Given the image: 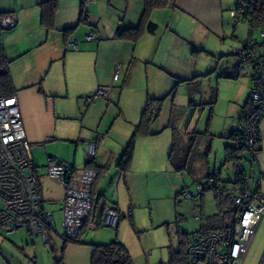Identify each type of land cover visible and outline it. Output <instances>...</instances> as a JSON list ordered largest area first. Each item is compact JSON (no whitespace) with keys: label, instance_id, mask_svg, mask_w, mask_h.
<instances>
[{"label":"crops","instance_id":"crops-1","mask_svg":"<svg viewBox=\"0 0 264 264\" xmlns=\"http://www.w3.org/2000/svg\"><path fill=\"white\" fill-rule=\"evenodd\" d=\"M48 1L55 2L56 4L53 28H47L40 22L42 4ZM111 1L115 3V0H96L93 4L87 6L89 18L87 22L83 23L80 20L82 0H0V12L9 13L13 15L16 20V24L13 27L2 30L1 41L5 56L9 61V73L15 89V94L13 96L17 99L26 139L32 145L30 152L35 165L37 164L31 151L33 147L44 146L45 150L51 151L48 145L59 142L65 144L73 142L76 134L71 133V128L67 123L69 120L75 119L74 117L76 116H82L81 118H87L88 122H90L92 119L108 112L110 105L104 100L107 99V97L95 99L91 104L87 103L86 100L93 94L97 87L110 86L111 89L114 87L115 83L120 79L119 75L116 81L112 80L114 66L116 65H119L120 73L123 72L124 79H122V85L130 80L129 66H131L134 61H144L146 64L154 63V67L161 65L166 67L168 71H172V75H175V77L173 76L174 78L171 77V79L173 78L174 80H172L177 82L174 83L172 89L181 82L186 83L185 85L187 86L188 92L195 87L196 84L201 87V77L203 78L206 74L197 72L194 67L189 69L188 72H183L180 68H176V70L173 67L174 65L168 66L172 63L165 59L175 54L178 55L177 61L181 59L189 62V55L197 54L195 51H205V46H203L200 41L196 40L194 36H187L185 30L187 29L188 31L191 27L190 25H192L194 33H196V31H200L203 34L210 32L218 36L225 34V28L228 23L224 11L231 7L228 0H169L166 6L152 10L148 16L149 20L156 25L154 32L149 33L145 30L141 37L133 42L129 39L124 40V38H119L118 34L125 28L135 27L139 24L144 6L143 0H117V5L115 3L116 6H111ZM105 8H107L106 10L109 12L107 16L104 11ZM109 9L111 10L109 11ZM231 11L232 10H230V13ZM81 26H86L88 28L89 31L86 34L93 33L97 35V38L87 41L85 39L86 34L84 36H82V33L78 35L77 32L80 30ZM234 27L236 26L234 25ZM65 32H67L68 35H66ZM251 34L249 30L247 37L243 38L241 41L240 48L245 46ZM231 36L238 40L234 32ZM69 37H73L77 41L78 50H73L68 45ZM161 55H163V57H161ZM242 68L244 67L238 63L236 58L233 62L232 72L230 73L237 75L236 78L238 79L242 74ZM229 71L230 70H228V72ZM250 73L251 71L247 69L245 74L248 76V86H246L248 94L252 88ZM221 75L223 74L218 73L219 77H223ZM71 87L74 88L76 100L71 98V102L66 103L64 99L70 96L68 93ZM194 90L196 95L200 93L201 89L198 88V91H196V89ZM121 91H119L120 95H122ZM148 96L149 94H146V98H143V94H139L135 101L131 103L132 112L130 113L132 114V119L130 127L132 126L131 128H133L132 133L144 109L143 102H146L145 99H147ZM187 96L188 100H190L189 95ZM157 97V95H154L153 98L160 99ZM247 98H245V101L240 106V110L237 111L238 113H236L235 116L232 111L231 114H228L227 117H230V120L218 132H215L217 134H213L209 131L210 136L203 138L199 142L197 150L201 153V156L197 158V161L191 162L192 168L194 169V163L200 162L197 170L195 169L193 173L195 185L196 182L207 175L208 167L217 169L215 165L212 166V164L208 162L212 138L217 135V137L223 139L224 148L228 145H235L234 140L229 137V135H231V130L228 123L236 120V117L239 116L241 111L247 110ZM216 99L217 88L212 87L211 99L208 101L206 100L204 103H200V105L203 106V109L208 107L209 111L211 108L213 110ZM193 100L194 98L192 97V101ZM211 102H214L212 107L208 105V103ZM188 105L193 106L191 102H188ZM121 114L126 117L122 107ZM258 123L259 143L257 148L259 151L254 162V172L260 175V183L258 184L261 191L264 192V118H261ZM193 131H190L189 135ZM77 134L79 137L77 138L79 141L78 143H80V147L83 148L84 158L82 157L80 160H77L76 156H74L72 161H68L65 159L66 156L63 152L61 154L59 153L60 155L58 154L59 157H52L68 165H72L77 170H81L86 166L87 162L85 155L87 144L89 142H96L95 166L99 167L106 165L107 170L97 177L98 180L94 184L93 191L102 195L103 203H107L109 208L120 214L117 202H115L112 197L108 198L107 194L108 192H112L111 189L113 188L112 184L114 181L118 189L121 188V182L127 186V176L121 171L120 167L117 166V158L118 155H120V149L114 152L111 150L113 149L112 147H108L109 142L105 139L100 141L91 134ZM153 134H155V132H153L152 135ZM189 135L185 138L190 141ZM78 148L79 147H77L76 152ZM188 152L189 144L187 149L184 150V158L180 162L188 159ZM46 156L51 155L48 154ZM224 156L225 153H223V160L225 159ZM82 161L83 163L81 164ZM223 163L224 161L220 166H222ZM79 164L80 166H77ZM228 166L230 169V164H228ZM117 167L120 169L121 174L118 176H111L112 172H116ZM222 167L218 168L220 177L223 180H228V176L223 177V174H221L223 170L221 169ZM172 168L174 169L173 166ZM108 177H110L109 180ZM58 186L61 188L59 199L62 203L64 192H62L63 189L59 184ZM40 190L43 196L44 191L41 183ZM46 190H48V188H46ZM200 206L202 208V205ZM50 212H52V210ZM23 230L29 233L26 229ZM15 231L10 234H13ZM82 237L83 236L80 237V240L83 241V243L68 242L65 245L64 251L61 253V264H89L91 263L93 254V247L91 244L105 243V241L102 240L103 237L101 238L100 235L88 236L86 239ZM18 238L19 241L22 240L21 237ZM109 238H111L110 235L107 236L106 240L109 241ZM114 239H116V237L113 238V240ZM20 243L23 244L24 241ZM47 243L49 246H53L58 250L63 245V242L60 241L58 237L54 236H51ZM247 256L248 253L246 257ZM246 257H244L243 264L247 259ZM24 259L23 262L25 264H39L34 252L30 251ZM49 264H54V260ZM250 264H257V262H250Z\"/></svg>","mask_w":264,"mask_h":264},{"label":"rangeland","instance_id":"rangeland-1","mask_svg":"<svg viewBox=\"0 0 264 264\" xmlns=\"http://www.w3.org/2000/svg\"><path fill=\"white\" fill-rule=\"evenodd\" d=\"M228 2H230L231 7L224 11L228 23L225 34L218 36L210 32L203 34L196 31L194 33L193 26L190 25V29L185 30L186 35L194 36L196 40L200 41L205 46V51H195L197 54L189 55V62L181 59L177 61L178 55L175 54L165 59L172 63L168 66L174 65L175 69L180 68L183 72H188L189 69L194 67L197 72L206 74L203 78L201 77L200 93L193 94L194 106L188 105L186 83L177 84L176 89L171 92L176 82L173 81L175 75H172V71H168L166 67L161 65L154 67V63L146 64L144 61H134L129 66L130 80L122 85V79H124L122 72L119 74L120 79L115 83L113 90L108 91L107 99H104L110 105L108 112L92 119L90 122L87 118H81L82 116H76L75 119L69 120L67 123L71 128L70 131L72 134H76L70 144L59 142L48 145L51 151L45 150L44 146L33 147L31 150L37 166H42V174H44L45 169H43V166L46 164V155L48 154L59 157L58 154L63 152L66 156L65 159L68 161H72L74 156L77 160L84 158L83 148L78 143L77 133L91 134L100 141L107 140L109 142L108 147H112L111 150L114 152L120 149V155L117 158V161H119L133 129L132 126L130 127L132 101H135L139 94H143V98H146V94H149L151 98L157 95V98L162 99L158 117L149 127L152 133L155 132V134L146 136L148 138L139 136L134 139L131 163L125 173L127 186L121 182V188L118 189L114 181L112 192L107 193L108 198L112 197L120 209L116 231L103 227L97 230H89L88 233L82 235L85 239L88 236L100 235L105 243L116 237L118 241L125 245L134 264L168 262L170 259L169 249L179 250V236L184 234V237L191 238V233L201 228L204 218L216 213L213 192L206 191L202 196L196 195L194 175H190L187 171H175L169 163V155L170 150L174 147L172 139L174 134L175 150L173 159L175 163H179L184 158V150L187 149L189 144V139L185 137L189 135L190 131H204L207 128L211 133L217 134L215 132H218L230 120V117H227L228 114L233 112L235 116L245 98H247L248 76L245 73L249 68H242L241 76L235 80L218 76V73L228 74L232 72L233 62L237 58V50L240 49L243 38L247 37L249 33V27L246 26V23L234 24L232 22L229 13L230 10H235L236 0H228ZM115 3L117 5V0H115ZM115 3L111 1L110 4L116 6ZM106 9L104 11L107 16L109 12ZM88 31L86 26H81L77 34L82 33V36H84ZM233 32L237 35L238 40L231 36ZM249 38L258 42L264 41L260 37L259 29L254 30ZM228 70L230 71L228 72ZM171 77H173V80ZM212 87L217 88V99L212 112H210L208 107L203 109L200 103L211 99ZM74 93V88L71 87L68 93L70 96L65 97L64 101L70 103L71 98L76 100ZM121 107L126 117L122 116ZM231 123H228L229 127ZM223 146L224 140L215 135L211 141V151L208 159L212 166L222 167L220 165L223 162ZM77 147L79 148L76 152ZM199 163L196 162L193 165L196 170L200 165ZM77 166H80V164ZM118 169L117 167L116 172H112L111 176L121 174L120 169ZM221 169H223L221 172L223 177L230 175L228 165ZM110 177H108V180ZM39 181H41L44 191L42 196L43 205L46 211L50 212L52 210V217L56 225L55 229L57 234H61L63 230L61 229L62 205H60L61 201L59 199L61 188L56 182L49 180L44 175ZM184 187H187L193 195L191 198H185L181 195V189ZM200 205H202V208ZM232 215V213H226L225 222L230 224ZM197 216L200 217L197 218ZM261 219L244 264L255 261L257 264H264V217ZM109 235L111 238L107 241ZM18 237H21L22 240L19 241ZM22 241H24L23 244L20 243ZM42 241L23 229H18L13 234H0V264H25L23 260L30 251L34 252L39 264H49L53 261V253L48 243L45 244ZM56 250L58 252V249Z\"/></svg>","mask_w":264,"mask_h":264},{"label":"built area","instance_id":"built-area-1","mask_svg":"<svg viewBox=\"0 0 264 264\" xmlns=\"http://www.w3.org/2000/svg\"><path fill=\"white\" fill-rule=\"evenodd\" d=\"M96 0H84L81 3V16L88 20L87 6ZM232 22L239 23L240 14L231 11ZM243 23H246L245 21ZM16 24L13 15L7 13L0 18V28L9 29ZM259 29L260 37L264 39V27ZM97 38L89 33L87 41ZM255 41L251 38L248 47L237 50L238 63L251 70V90L248 95L249 110L242 113L231 123V133H240L244 152L240 159L231 164L232 171L245 167L239 194L234 199L236 212L231 223L222 228L199 229L191 235L190 242L185 248L184 264H243L249 245L255 231L264 217V192L259 188L260 175L254 172V162L258 155V125L264 118V46L259 51L253 50ZM68 45L78 50L77 41L69 37ZM120 73L119 65L114 66L113 79L116 81ZM110 86L97 87L87 98L90 103L95 99L106 98ZM96 142H89L86 153L87 161L92 162L96 156ZM31 144L26 139L20 111L15 96L5 97L0 88V234H10L23 228L43 242L51 236L63 241L78 239L83 231L95 230L102 227L116 229L119 215L104 204L101 216L89 220L91 213V190L95 184L97 172L85 166L77 170L72 165L47 156L45 169L33 162L30 152ZM44 175L49 180L57 182L64 192L61 203L62 233L57 234L52 212L45 210L40 193V178ZM214 179L209 175L196 183V194L202 195L213 185ZM181 195L191 198L187 188ZM199 216H197L198 218ZM161 264H170L162 262Z\"/></svg>","mask_w":264,"mask_h":264},{"label":"trees","instance_id":"trees-1","mask_svg":"<svg viewBox=\"0 0 264 264\" xmlns=\"http://www.w3.org/2000/svg\"><path fill=\"white\" fill-rule=\"evenodd\" d=\"M83 1L84 0H82V3ZM168 2L169 0H143L144 6H143V11L140 17L139 24L135 27H128V28L121 30V32H119L118 34V37L124 38V40L129 39L135 42L141 37V35L143 34L145 30L149 33H153L155 30L154 28H156V25L155 23L149 20L148 16L150 15L152 10L164 7L166 6ZM55 8H56V4L55 2H52V1H48L42 4V8H41L42 15H41L40 22H42V24L47 28H53V23H54L53 20H54V15L56 11ZM234 11H237V13L240 14L241 18L239 22L245 21L246 26L249 27V30L251 33L253 32L254 27L256 28L264 27V0H236V6H235ZM4 14H7V13L0 12V18ZM80 20L83 23L87 22L86 20L82 18V16ZM1 32H2V29L0 28V88H1L2 94L5 97H11L15 94V89L13 87L10 73H9V68H8L9 61L5 56L3 46H2ZM65 34L68 35L67 32H65ZM250 39L251 38H249L247 42L245 43V48L248 47ZM253 40L255 41L254 46H252L253 50H255V52L259 51L258 49L264 46V41L257 42L255 39ZM221 76L226 77V78H231V79H235L237 77V75H235L234 73L223 74ZM198 88L200 87L198 84H196V86L190 89L188 92L189 99H190L188 100V102H191L193 106H194V103L192 101V97H193V94L195 93L194 89L198 91ZM174 89H176V87H174L171 92H173ZM161 102H162V99L151 98L149 96L147 97L146 102H144L145 106L142 111V114H140L141 116L140 120L138 124L134 127L133 133L130 139L128 140V143L124 151L122 152V155L117 164V166L120 167L122 172L126 173V171H128L129 169V164L131 163V158L133 155L132 151L134 149V143H135L134 139H136L139 136L144 137V136L152 135V131L150 130L149 127H151V124H153L155 119L158 117V114L161 109V104H162ZM213 103L214 102L208 103V105L212 107ZM247 105H248V108L245 111L249 110V105H250L249 99H248ZM211 110L212 108L210 109V112H212ZM240 135H241L240 133L238 134V133L232 132L231 135H229V137L230 139L234 140L235 145H228L224 148L225 159L223 160L224 163L222 166L230 164V172H229L230 175H228L229 177L228 180H223L220 177V174H219L220 171L218 170V168L216 169V168L208 167V172L206 173L207 175L205 177L212 175L214 179V183L213 185H211L209 189L205 190L204 193L206 191L213 192V196H214L213 198L215 200V206H216V210H215L216 213L212 216H207L204 218L205 220L201 226L202 229H211V228L214 229V228L225 227L228 225V223L225 222L226 221L225 214L226 213L234 214V212H236L235 210L236 205L234 203V199L236 198V196H238L239 189H241L239 188V184L241 183L243 172L247 171L245 170L246 166L244 164L242 167L237 169V172H234V173L231 167L232 163L236 162V160L240 159V156L244 155L243 154L244 148H242L243 145H239V143L242 142V136ZM174 136L172 138L174 147L172 148V150H170L171 153L169 155V161H170L169 163L171 164V166L174 167L176 171L181 172L182 170H186L188 173H191V175H193V173L195 172V169L192 168L191 162L197 161V158L201 156L200 155L201 153H199L197 150L198 145H199V142L203 138L210 136L209 130H207V128L204 131L195 130L190 134L188 159L186 161L183 160L182 162H179V163H175L173 159L174 150H175V144H174L175 137ZM258 143H259V136H258ZM257 147L258 145L256 146V148ZM257 150L259 151L258 148ZM86 166L95 169L97 172V177H99V175L102 172H105L107 170L106 165L97 167L95 166L94 161L92 162L87 161ZM97 177L95 178L96 181L98 180ZM202 179L200 181H202ZM185 188L187 187L182 188L181 192ZM93 190H94V185L91 190L92 200L90 202L91 203V213L89 215L90 216L89 220L96 219L99 216H101L100 214H102L103 209H104V203H103L104 201H103L102 195L96 193ZM114 231H116V229ZM196 231L197 230L193 231L191 235L194 234V232ZM86 232L87 230L85 229L83 231V234ZM183 235L179 236L180 237V242H179L180 247L178 248L179 250H173L172 248L169 249L170 259L168 262L170 264H184L185 253H186L185 248L188 246V243L190 242V238L187 236L184 237ZM80 237L78 239L73 240L72 243H83V241L80 240ZM68 242H71V241H64L62 247L58 250V252L53 246H50L51 251L53 253L54 264H61L62 262L61 253L64 251V247ZM45 243H47V241ZM91 246L93 247V251H92L93 254L91 257V263L89 264H134L132 263L133 261L125 245L116 239L110 242H107V243H92Z\"/></svg>","mask_w":264,"mask_h":264},{"label":"water","instance_id":"water-1","mask_svg":"<svg viewBox=\"0 0 264 264\" xmlns=\"http://www.w3.org/2000/svg\"><path fill=\"white\" fill-rule=\"evenodd\" d=\"M59 240H60V241H62V242H64V241H63V240H61L60 238H59Z\"/></svg>","mask_w":264,"mask_h":264}]
</instances>
